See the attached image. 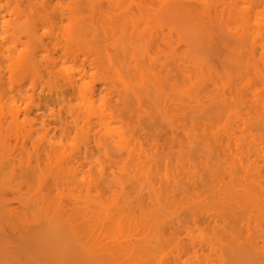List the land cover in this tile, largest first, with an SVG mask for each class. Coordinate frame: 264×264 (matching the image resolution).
I'll use <instances>...</instances> for the list:
<instances>
[{
  "label": "bare ground",
  "instance_id": "obj_1",
  "mask_svg": "<svg viewBox=\"0 0 264 264\" xmlns=\"http://www.w3.org/2000/svg\"><path fill=\"white\" fill-rule=\"evenodd\" d=\"M259 5L264 0H40L38 20L20 21L13 44L0 41V99L19 96L25 77L44 81L48 90V97L30 96L22 109L0 112V264H40L29 256L25 236L43 220L82 254L83 264H229L226 239L236 260L264 264V24L251 15ZM173 14L208 40L228 35L234 41L231 77L202 76L210 93L171 81L144 60L156 34L169 43L174 30L183 39L165 20ZM8 25L0 12V28ZM21 33L27 44L17 51ZM67 61L79 65L78 75L63 67ZM88 72L106 90L85 82ZM74 92L82 102L68 108L70 119L50 122L62 135L73 133L69 138L82 149L73 140L64 159L56 154L59 144H43V133L26 151L37 129L22 130L19 115L26 119L33 106L59 104ZM140 101L152 110L138 113ZM157 116L171 134L182 130L178 140H157L142 120L153 124ZM13 134L21 136L15 144ZM95 157L102 161L98 172L77 171Z\"/></svg>",
  "mask_w": 264,
  "mask_h": 264
},
{
  "label": "rangeland",
  "instance_id": "obj_2",
  "mask_svg": "<svg viewBox=\"0 0 264 264\" xmlns=\"http://www.w3.org/2000/svg\"><path fill=\"white\" fill-rule=\"evenodd\" d=\"M5 3L7 4V6L2 7V5ZM0 12H1V14L4 15V19L9 21V25H8V27H6L7 29L3 30L2 28H0V41L5 46H8L10 44H13V40L16 38V34L19 33L18 30H14V28L20 26V24H19L20 21H22V20H29V21L38 20V18H39L38 16L40 15V0H0ZM251 15H252L253 19L258 20L260 25H263L264 24V5H259V6L255 7L253 10H251ZM165 20L167 23H170L179 29L181 35L183 36L182 37L183 39H179L177 32L174 30L172 31V34H170L169 43L165 42L164 39H162V37L160 36V34H156L153 37V39H152L153 41L149 42V44L147 45L146 54H144V60H145V62L151 64L154 71H156L161 76H167L171 81H174L178 84L190 86V88L194 91H199L202 88L207 87V90L209 91L208 93L211 92L212 87H211L209 82H206L203 80L202 76H211V78H213V79H219L218 78L219 75L222 77H226V78L231 77L232 72L235 70V68H234V65L232 64L231 60L228 59L227 56L232 57V55H230L229 48H231L232 46H235V44H234V41L230 38V36L226 35V36H223L222 38L217 37L213 40H208L204 36H202V34H200L197 31L195 25L186 17H183V16L178 15V14H173V15L167 16L165 18ZM65 23H66V21L63 24H65ZM219 24H220L219 21L216 22V25H217L216 27H218ZM144 25H145V23H144L143 19L138 22L139 28H143ZM219 27H220V25H219ZM55 29L56 30H54V32L59 31V29H57V28H55ZM165 30H167V27H165ZM147 32L148 31H146V34H147ZM12 33H13V35H12ZM38 33H40V22L38 23ZM18 36H19V38H18V43L16 45V50L20 51V50H23L25 48L24 45L27 43H26V38L22 33L19 34ZM48 36H49V34L45 35L46 38ZM221 40L225 43V45L222 44ZM58 53L59 52H55L54 55L57 56ZM258 55H259V53L256 54L257 57H258ZM169 56L171 58H169V60H168V65L163 64L162 62L165 61V58H167ZM60 57H63V56H60ZM179 58H180V60H179ZM129 59L131 60V58L127 56L124 58V61L123 60L122 61H123V63H126V62L130 61ZM9 63H10L9 61L6 62V64H9ZM65 66L67 68H69L70 71L74 70L73 73L75 75H78V73H80V71H81L80 67L77 63L67 61L64 63L63 67H65ZM168 68L171 69V72H169ZM249 74H250V76L252 75V73H249ZM98 77L99 76L97 73L95 74L94 72H88L84 76V81L88 82V83H92V84L94 82L95 88L97 86V89L100 88L97 91H100L101 89L102 90L105 89V87L101 85L102 81H100L101 79ZM18 78L19 77L14 78V81H16ZM245 80H247L246 77L243 79V81H245ZM3 81H4L5 86H9V84L11 82H13L8 77V73L4 77ZM61 81L62 80H60L58 83L60 84ZM219 82H221V79H219ZM253 82L255 85H260V83H261L260 80L259 81H257V80L252 81V83ZM20 84H21V86H20V95L19 96L15 97V98L4 97V98L0 99V112H5L7 109H10V108L15 109V110H17V109L19 110V109L24 108L25 105L27 104L28 100H29V97L30 96L36 97L38 95L39 91H40V93H42V95H47V97H48V90L45 86L46 83L44 81L38 82V81H34L30 77H25L24 79L21 80ZM165 88H167V86H165ZM225 89H226V91L229 90V88L227 86H225ZM41 90H43V92H41ZM74 93L71 96L69 95L70 100L72 98L71 101H66L67 98H69L67 95L65 100L63 102L61 101V103L59 102V104H57L55 102H54L55 104L50 103L47 106L44 105L45 107L42 106L43 108L41 107V109H37L36 107L33 106V108H32L33 112L30 113L26 117V119H24L23 115H21V114L19 115V119H20V121H22V124H23L22 130L35 129V128L37 129L35 132H33V135L31 138L26 139V143L24 146L26 151L32 150L31 141L35 138L40 137V135H42L43 133L45 135L44 138L42 139L43 144L44 145L46 144V140H51L55 144H59L60 146L57 145V148H56V154H58L59 152H63V155L65 156L64 159H66L68 152H70L71 149L77 148L75 145H77L78 147H80V145L83 146L82 143L81 144L77 143V141H79V140L71 139V138H73V136L71 137V134H73V133L69 134V136L71 138H69L68 134L65 132L62 135L63 130H61L60 126L55 123L57 125L56 126L53 122L52 123L50 122V121H53L52 118H54L56 116H57L56 118L58 119L59 115L63 119L64 118L67 120L70 119L69 109L71 107H74L75 105H78L77 104L78 102H82V101H79V100H81V98L77 95V93L76 92H74ZM74 95H76L77 97H75ZM201 99H205V98L202 97ZM69 102H71V106H70ZM136 105L138 106V113H141L144 109L150 108V106H148L147 102H145V101L137 102ZM150 109L152 110V108H150ZM181 111H183V110H178V112H181ZM67 114H68V116H67ZM189 115H191V114H189ZM134 120L135 119L130 120L131 126H132ZM142 120L145 124L148 125L151 133L157 137V140L160 143L164 142L168 138H173L176 141L179 139L180 134L182 132V130L180 128L176 127L175 129H173V134H171L169 127L164 125L162 122H160V118L158 116L154 118L153 124H151L150 121H148V119H146V118H144ZM180 120H176L177 121L176 125L178 124V122H180ZM47 122H49L50 124L47 125L45 128H42L41 127L42 123L47 124ZM20 138H21L20 134H18L17 137L15 134H13L10 136V142L12 144H15L17 141L20 140ZM73 140L76 142L74 144V147L72 148V146H70L69 144H71V142ZM60 142L62 145L60 144ZM96 155H99V154H96ZM24 157H26V154H24ZM52 158H54V155ZM92 159L95 161L96 157L92 158ZM92 159H91L92 165L88 164L90 159L84 160V165L79 166L77 171L79 173L85 172L87 169H90L89 167H91L90 171L92 173L98 172L97 170L100 169V164H101L100 162H102V161L96 160L94 162ZM40 160H42V161L44 160V155H40ZM46 161L47 160L45 159L44 162H42V163H46ZM40 163H41V161H40ZM42 163H41V166L44 165ZM93 164H95V165H93ZM106 164H109V163H105V165ZM47 185H48V183H47ZM47 185L46 186L44 185L45 189H48ZM21 191H22V193H25L27 191V189L25 187H22ZM50 192H53V191L51 190ZM50 192H49V194H50ZM52 196H54V195L51 194L50 197H52ZM66 201L67 200L64 199V203H66ZM12 205H18L17 199H12ZM42 220L43 219H41V221ZM44 224H46V222L44 223V220H43L39 225L40 230L36 231L34 228L30 229V231L35 234L34 236L30 232L29 238H27L28 233L25 234V235H27V236H25V240H27L26 241L27 243L25 242V244H27V252H28L29 256L36 258L40 264H83L84 263V257L83 258L81 257L82 254L78 250H75V249L73 250L74 247L72 245H70L69 242H66L67 240L61 238L63 234L60 236L59 233L57 234V233H55L56 231L55 232L53 231L54 230L53 227H52V229H53L52 230L50 227L47 226V224L46 225H44ZM47 227H48V229H47ZM173 227H174V229L171 226L170 229H172V230H170V229L167 230L168 234L171 232H175V230H176L175 225ZM49 228H50V230H49ZM196 233H197V231H196ZM30 235L32 236L31 238H30ZM178 235L183 236V237H181L182 239L185 236L184 233H179ZM183 241H185V243H187V239H185V240L183 239ZM223 242L227 243V244H223L221 242L225 248V249H223L224 250L223 256L224 255L226 256V260L230 258L229 264H251V263H249L243 259H242V261H239L238 258L236 260V258L233 256V254H234L233 250H232V252L226 251V250H231V249L226 248L227 246H229L228 243H230V242H228L227 239H226V242H225V240ZM23 244H24V242H23ZM259 244L262 245V243H259ZM222 245L220 244V246L223 248ZM263 247H264V245L262 246V248ZM25 248H26V245H25ZM168 249L169 248H167V251L166 250H164V251H166V253H167ZM225 251L227 252L228 255L226 254ZM173 252H175V251H173ZM167 255H168V253L166 254V256ZM215 256L217 257V254H214L213 259H215ZM225 256H224V258H225ZM227 256L229 258H227ZM187 257L188 256L184 255L182 257V260L186 259ZM236 257H237V255H236ZM213 259L211 257V260L214 263V261H216V259L215 260H213ZM218 259H220V258L218 257L217 260ZM192 260H193V258H192ZM194 260H196V262L199 261V263H202V261L199 257H197V259H196V257H194ZM218 261L215 262L214 264H217V263L219 264ZM227 262H228V260H227ZM227 262H225V264H228ZM180 264H182V262ZM220 264H223V263L220 262Z\"/></svg>",
  "mask_w": 264,
  "mask_h": 264
}]
</instances>
